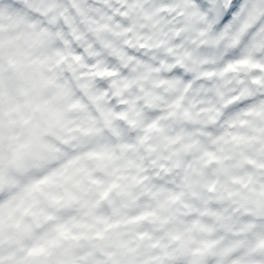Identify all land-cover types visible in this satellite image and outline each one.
Returning <instances> with one entry per match:
<instances>
[{
	"label": "snow or ice",
	"instance_id": "6c2138e0",
	"mask_svg": "<svg viewBox=\"0 0 264 264\" xmlns=\"http://www.w3.org/2000/svg\"><path fill=\"white\" fill-rule=\"evenodd\" d=\"M262 56L264 0H0V188L9 195L17 183L24 191L18 203L56 222L46 241L52 246L71 231L61 212L78 208L91 218L94 231L72 237L88 253L76 264H206L209 256L216 264H264V102L229 116L256 94L230 76L240 68L260 73L250 83L264 87ZM47 88L55 92L42 99L38 90ZM23 107L39 113L43 126L5 155V126ZM222 118L227 128L246 131L212 136ZM145 156L163 172L185 169L189 186L211 164L232 178L235 216L215 214L221 239L193 248L191 228L146 232L149 222L165 232L176 221L173 194L122 215L116 199L134 207V189L147 183ZM28 157L39 175L12 171ZM106 205L123 232L103 214ZM23 242L0 224V264H29L18 253Z\"/></svg>",
	"mask_w": 264,
	"mask_h": 264
},
{
	"label": "clouds",
	"instance_id": "9594fccd",
	"mask_svg": "<svg viewBox=\"0 0 264 264\" xmlns=\"http://www.w3.org/2000/svg\"><path fill=\"white\" fill-rule=\"evenodd\" d=\"M264 59V56L261 57ZM131 71V70H129ZM260 73H248L246 69L240 68L230 76L231 79H238L248 82L249 86L256 89V94L251 98H242L237 105L233 106L229 116L243 113L246 109L264 102V87L251 85L252 76H259ZM54 88L39 89L38 94L42 99H50L54 94ZM109 102L113 97H109ZM25 97L19 98V103L23 105ZM113 107H119L117 101ZM75 118V116L73 117ZM11 119L16 123L10 126L6 125L4 136L6 143L2 146V151L8 155L16 146L25 144L29 141L32 130L38 125L43 126L39 119V113L32 111L30 108L23 107L20 112L15 113ZM227 118L218 120L215 125L210 128L214 137L223 135L226 131L241 132L246 129H229L226 127ZM134 140L135 133L130 134ZM48 141H54V137H45ZM208 146L209 151H215L216 146L204 137L202 138ZM156 138L153 143H156ZM143 154V153H141ZM129 158H138V154L129 153ZM32 158H25L20 162V166L29 165ZM191 162V159L189 160ZM122 164L123 161H119ZM146 168L147 183L137 186L134 191L137 193V201L134 207L126 208L117 198L115 207L120 208L122 215H133L137 212L148 211L157 205L158 200H166L169 194L179 197L171 208L175 214L176 221L166 226L165 232H157L151 222L144 225L146 232H151L156 236H163L167 231H182L191 228V238L193 248L199 246V242L203 240H219L225 233L221 227V222L215 214L223 213L225 216H235L232 197L230 193L235 192L237 185L232 182V178L225 175L219 170V165L211 164L202 169L201 173L195 175L192 179L191 186L185 183V169H173L171 172H163L154 169L150 160L145 156L143 161ZM58 166V165H53ZM17 168L13 166L12 171ZM249 169L234 170V175L243 176L247 174ZM33 175H39L37 170H30ZM150 188L153 193L158 196L154 199L148 195L144 189ZM161 189L163 191H161ZM24 196L21 187L12 195H0V224H3L6 232L16 238H23L24 242L18 249V253L22 258L26 256L29 264H76V261L87 256L85 242L81 241L79 246H75L72 239L73 236H83L91 234L97 227L91 218L84 215L78 208L64 210L59 215L61 222L68 224L71 231L55 246L49 245L46 241L53 235V229L56 222L44 221L38 219L39 208H29L27 205L19 204L18 201ZM88 199L94 197L89 194ZM103 214L112 220L119 227L117 231L123 232L121 217L113 214V206L106 205ZM239 219H246L238 217ZM199 226L213 229L212 232L201 231ZM181 264H187L182 261ZM206 264H216V257L209 256Z\"/></svg>",
	"mask_w": 264,
	"mask_h": 264
},
{
	"label": "bare ground",
	"instance_id": "6f19581e",
	"mask_svg": "<svg viewBox=\"0 0 264 264\" xmlns=\"http://www.w3.org/2000/svg\"><path fill=\"white\" fill-rule=\"evenodd\" d=\"M30 170H37V171L40 170L39 163L36 160H34V159L31 160L29 165L21 166L20 173H27ZM20 188L21 187L17 183H13L9 187L7 192H8L9 195H12L13 193L17 192Z\"/></svg>",
	"mask_w": 264,
	"mask_h": 264
}]
</instances>
